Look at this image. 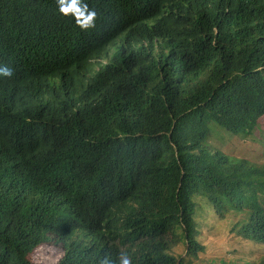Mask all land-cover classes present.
Instances as JSON below:
<instances>
[{"label":"trees","instance_id":"obj_1","mask_svg":"<svg viewBox=\"0 0 264 264\" xmlns=\"http://www.w3.org/2000/svg\"><path fill=\"white\" fill-rule=\"evenodd\" d=\"M84 5L90 27L59 0H0V264H34L50 233L57 264H192L199 195L247 209L239 233L264 243V165L208 141L211 122L245 134L264 114V0H214L148 34L131 26L155 0Z\"/></svg>","mask_w":264,"mask_h":264},{"label":"rangeland","instance_id":"obj_2","mask_svg":"<svg viewBox=\"0 0 264 264\" xmlns=\"http://www.w3.org/2000/svg\"><path fill=\"white\" fill-rule=\"evenodd\" d=\"M257 121L256 126L245 134L231 133L211 122L212 135L208 141L213 148L234 159L243 158L252 164L264 165V115ZM196 200L195 236L202 249L196 257H191L192 264H261L264 260V243L244 238L239 233L247 217V209L230 207L227 212H221L219 207H214L202 195L197 196ZM63 251V243L49 237L46 243L39 245L29 255V259L37 264H57ZM171 252L184 256L187 253L185 243H173Z\"/></svg>","mask_w":264,"mask_h":264},{"label":"clouds","instance_id":"obj_3","mask_svg":"<svg viewBox=\"0 0 264 264\" xmlns=\"http://www.w3.org/2000/svg\"><path fill=\"white\" fill-rule=\"evenodd\" d=\"M155 1H156L157 5L159 6V9H155L152 11L151 17L148 18V22L150 24L146 25V23L143 22L142 19H139L138 23L131 26L134 31L137 32L140 30L143 32V34H148V32H147V31H149L148 28H152L154 26L161 27V28L165 29L166 25H164V23H176V22H183L184 23L185 20H188V19H190L191 16H194V14L196 12H199L205 8L210 7L211 4H214V0H155ZM59 2H60V10L63 13L67 14L70 10L74 11L76 13L77 25H81L82 27H90L92 25L93 20H95V22H97L99 12H98V8L95 5H93L91 7V10L87 12V16L84 20V18L82 16H84V12L87 10L86 5L83 6V10H82V8L80 6H78V0H72L71 4H68V5H65L64 0H59ZM73 5H75L74 8H73ZM65 9H67V11ZM119 35H120V38L117 40V43H115V40H116L115 39L113 42H111L105 46V48H106L105 50L108 51L107 57L102 58L99 61L96 59V60H90L88 62L91 65H93L95 70L98 69L100 66L98 64V62L106 63L108 60H112V58L116 55V53L117 54L121 53L120 58L122 57V54H124V50H126L127 45H128L127 31L126 30L124 32L121 31L119 33ZM122 38H124L123 41H121ZM90 67L87 69L88 77L92 76V74H93L92 71H95L94 69H92ZM0 74L10 75L11 69L8 67H4V68L0 69ZM88 77H87V79H89ZM56 84H58V83L55 80L50 78L46 82L47 89L55 86ZM44 97L46 100L50 99L49 94L47 92L44 94ZM37 99H38V97H37ZM254 165H257V164H254ZM49 237L52 238L53 241L59 240L57 235L54 233H50ZM46 242H43V243H46ZM43 243H41V244H43ZM29 255L27 256L28 259H29ZM32 263L37 264L35 262H32ZM105 264H109V262L105 261ZM119 264H130V261L126 255L122 254L120 257Z\"/></svg>","mask_w":264,"mask_h":264},{"label":"snow or ice","instance_id":"obj_4","mask_svg":"<svg viewBox=\"0 0 264 264\" xmlns=\"http://www.w3.org/2000/svg\"><path fill=\"white\" fill-rule=\"evenodd\" d=\"M75 7V5H73V8ZM67 11V9H65Z\"/></svg>","mask_w":264,"mask_h":264}]
</instances>
